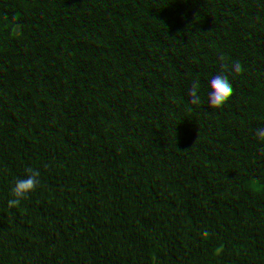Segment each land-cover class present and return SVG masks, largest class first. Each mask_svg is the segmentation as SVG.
<instances>
[{
	"label": "trees",
	"instance_id": "obj_1",
	"mask_svg": "<svg viewBox=\"0 0 264 264\" xmlns=\"http://www.w3.org/2000/svg\"><path fill=\"white\" fill-rule=\"evenodd\" d=\"M25 39L0 264H264V0H0V53ZM97 146L131 173L108 201L63 174Z\"/></svg>",
	"mask_w": 264,
	"mask_h": 264
},
{
	"label": "clouds",
	"instance_id": "obj_2",
	"mask_svg": "<svg viewBox=\"0 0 264 264\" xmlns=\"http://www.w3.org/2000/svg\"><path fill=\"white\" fill-rule=\"evenodd\" d=\"M204 19L202 13H190L185 23L196 26ZM40 47L34 39H25L10 50L0 53V76H6L10 86L6 88L7 98H20L24 94V85L30 81L34 62L39 58ZM264 56L258 57V60ZM81 114H97L99 107L95 103L82 104ZM86 156L76 157L66 165L64 176L76 181L91 193L93 200L108 201L119 189L123 188L130 176L128 161L113 158L109 149L103 146L85 149ZM13 238L20 240L25 236L21 228H14Z\"/></svg>",
	"mask_w": 264,
	"mask_h": 264
}]
</instances>
